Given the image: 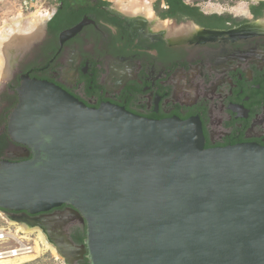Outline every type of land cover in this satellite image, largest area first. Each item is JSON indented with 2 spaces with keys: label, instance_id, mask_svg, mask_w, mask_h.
Segmentation results:
<instances>
[{
  "label": "water",
  "instance_id": "95a60500",
  "mask_svg": "<svg viewBox=\"0 0 264 264\" xmlns=\"http://www.w3.org/2000/svg\"><path fill=\"white\" fill-rule=\"evenodd\" d=\"M18 94L8 131L29 159L0 164V209L80 214L83 244L55 241L66 264H264V147L206 149L198 119L90 108L28 75Z\"/></svg>",
  "mask_w": 264,
  "mask_h": 264
},
{
  "label": "flooded vegetation",
  "instance_id": "af4514ba",
  "mask_svg": "<svg viewBox=\"0 0 264 264\" xmlns=\"http://www.w3.org/2000/svg\"><path fill=\"white\" fill-rule=\"evenodd\" d=\"M57 1L42 39L29 57L11 65L12 82L0 95V164L29 159L8 131L26 75L57 85L90 108L110 104L151 121L198 119L206 149L264 147V0L241 16L193 5L199 9L183 12L166 0L154 13L148 8L139 14L98 0ZM8 214L43 228L58 244L67 236L81 246L73 233L85 225L71 207Z\"/></svg>",
  "mask_w": 264,
  "mask_h": 264
},
{
  "label": "built area",
  "instance_id": "2783aa9c",
  "mask_svg": "<svg viewBox=\"0 0 264 264\" xmlns=\"http://www.w3.org/2000/svg\"><path fill=\"white\" fill-rule=\"evenodd\" d=\"M49 6V0H0V15L17 17L35 13L50 14ZM0 219V262L30 264L51 253L40 239L39 232L33 230L34 226L18 223L17 219L2 209Z\"/></svg>",
  "mask_w": 264,
  "mask_h": 264
},
{
  "label": "bare ground",
  "instance_id": "6f19581e",
  "mask_svg": "<svg viewBox=\"0 0 264 264\" xmlns=\"http://www.w3.org/2000/svg\"><path fill=\"white\" fill-rule=\"evenodd\" d=\"M127 1L129 4L122 6L121 8L122 11H125L127 13L139 14L141 11L147 8V6L143 4V0H120L122 4ZM143 5L145 6L143 9L135 10L136 7ZM4 24L5 25L0 29V84L2 83L3 79L7 78V76L9 75L10 69L8 67L11 68V66H8V61L13 56V51L11 47H16L19 45L22 46L24 43L31 42L32 40L38 38L45 26V17L37 13L27 17L19 15L18 17L10 19ZM17 222L23 223L19 220H17ZM33 230L39 232V237L48 250H50L55 255L59 254L55 241L49 238L47 231L44 232L43 228L41 229V227H35L33 228ZM79 254L80 253L78 251H74L73 249L68 252L69 257L71 258ZM61 257L64 261H66V258L63 255ZM15 263V261L0 262V264Z\"/></svg>",
  "mask_w": 264,
  "mask_h": 264
},
{
  "label": "rangeland",
  "instance_id": "374dc122",
  "mask_svg": "<svg viewBox=\"0 0 264 264\" xmlns=\"http://www.w3.org/2000/svg\"><path fill=\"white\" fill-rule=\"evenodd\" d=\"M106 2H109L111 6L115 7L116 9L121 10L122 6L128 5V1L122 4L120 0H104ZM161 0H143V4L147 6L146 9L150 8V11L156 10V6H158V3ZM259 0H185V3L188 5H193L199 7L201 10L208 12V13H225L228 15L233 14L234 16H241L244 15L245 12L247 11L248 7L251 6L253 3L258 2ZM50 7V14L48 13H43L45 17V23L47 20L50 18L52 15L53 9L55 6L50 2L49 3ZM139 6L136 7L135 10L137 9H143L145 6ZM154 13V12H153ZM30 16V15H25V17ZM146 16H150V13H148ZM18 17V16H17ZM14 18V16L9 15H0V29L5 25L7 21L10 19ZM45 32V26L42 30V33H40V37L36 38L35 40H32L31 42L24 43L22 46H14L11 47L13 51V56L12 58L8 61V66L13 65L14 59L26 55L29 57L32 52L35 49V45L42 39L43 35ZM13 60V61H12ZM11 62V63H10ZM9 75L7 78H4L2 83L0 84V95L5 92L6 88L8 85L11 84L12 82V70L10 67ZM2 107V105H0ZM1 220V219H0ZM1 223V221H0ZM52 253V252H51ZM48 253L45 256H43L41 259L37 260L36 262L30 263V264H66L63 258L58 254H51ZM57 258H55L54 256Z\"/></svg>",
  "mask_w": 264,
  "mask_h": 264
},
{
  "label": "trees",
  "instance_id": "16d2710c",
  "mask_svg": "<svg viewBox=\"0 0 264 264\" xmlns=\"http://www.w3.org/2000/svg\"><path fill=\"white\" fill-rule=\"evenodd\" d=\"M102 4H109V2L103 1V0H98ZM168 4L175 5L181 9V11L186 12V11H191V10H198L199 8H193L190 5L185 3V0H166ZM59 22V17L54 18L51 20L49 23V27L51 30H56L55 26H58L57 23ZM54 27V28H53ZM85 233H86V228L85 226L83 228L76 229L73 233V240L76 244L82 245L83 241L85 239Z\"/></svg>",
  "mask_w": 264,
  "mask_h": 264
},
{
  "label": "crops",
  "instance_id": "0c3cea01",
  "mask_svg": "<svg viewBox=\"0 0 264 264\" xmlns=\"http://www.w3.org/2000/svg\"><path fill=\"white\" fill-rule=\"evenodd\" d=\"M50 2L53 4V6H55V5L58 4V1H57V0H49V3H50Z\"/></svg>",
  "mask_w": 264,
  "mask_h": 264
}]
</instances>
